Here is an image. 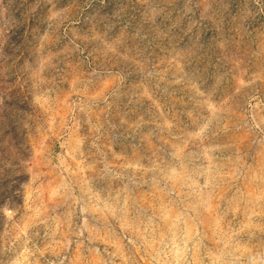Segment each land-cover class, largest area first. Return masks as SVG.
I'll return each instance as SVG.
<instances>
[{"label":"rangeland","instance_id":"374dc122","mask_svg":"<svg viewBox=\"0 0 264 264\" xmlns=\"http://www.w3.org/2000/svg\"><path fill=\"white\" fill-rule=\"evenodd\" d=\"M0 264H264V0H0Z\"/></svg>","mask_w":264,"mask_h":264}]
</instances>
